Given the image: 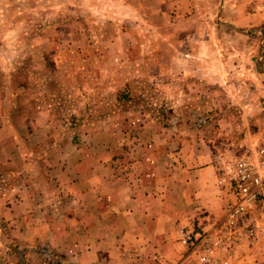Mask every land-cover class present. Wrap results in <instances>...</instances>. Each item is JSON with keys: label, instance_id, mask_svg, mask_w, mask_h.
I'll return each instance as SVG.
<instances>
[{"label": "rangeland", "instance_id": "rangeland-1", "mask_svg": "<svg viewBox=\"0 0 264 264\" xmlns=\"http://www.w3.org/2000/svg\"><path fill=\"white\" fill-rule=\"evenodd\" d=\"M259 23L248 0H0V264H68L33 229L59 219L56 168L69 173L80 148L106 147L102 160L122 167L142 148L163 158L206 147L213 164L254 155Z\"/></svg>", "mask_w": 264, "mask_h": 264}, {"label": "crops", "instance_id": "crops-1", "mask_svg": "<svg viewBox=\"0 0 264 264\" xmlns=\"http://www.w3.org/2000/svg\"><path fill=\"white\" fill-rule=\"evenodd\" d=\"M15 138L11 135L1 145L6 148L5 142ZM105 151L106 147L85 146L77 150L69 173L63 164L57 166L59 219L33 229H41L40 240L68 264H160L166 258L197 264L194 255H184L186 247L178 241L177 230H211L234 200L218 186L206 147L192 154L183 148L163 158L142 148L141 156L127 167L112 163L110 156L102 160ZM256 215L264 216V211L257 208ZM261 250L264 247L249 251L240 246L234 263L264 264ZM28 257L36 262L32 254Z\"/></svg>", "mask_w": 264, "mask_h": 264}, {"label": "built area", "instance_id": "built-area-1", "mask_svg": "<svg viewBox=\"0 0 264 264\" xmlns=\"http://www.w3.org/2000/svg\"><path fill=\"white\" fill-rule=\"evenodd\" d=\"M248 11L261 20L253 35L262 58L264 0H248ZM213 165L218 186L227 189L234 200L220 225L210 231L189 232L185 228L177 231L179 242L196 256L198 264H227L236 254V247L242 239L255 244L264 234V224L250 212L254 203L264 202V142L252 156H216Z\"/></svg>", "mask_w": 264, "mask_h": 264}]
</instances>
